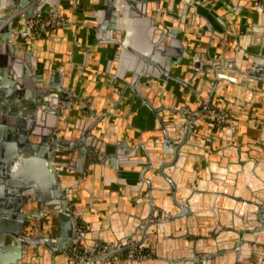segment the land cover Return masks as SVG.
I'll return each instance as SVG.
<instances>
[{
  "label": "crops",
  "instance_id": "1",
  "mask_svg": "<svg viewBox=\"0 0 264 264\" xmlns=\"http://www.w3.org/2000/svg\"><path fill=\"white\" fill-rule=\"evenodd\" d=\"M64 9L65 26L31 38L21 49L31 60L27 65L44 73L43 85L62 72L83 91L82 100L90 99L88 108L75 104L62 126L66 138L84 136L85 157L79 161L78 149L61 150L64 182L90 227L87 241L127 242L139 217L163 207L183 215L148 229L142 241L151 256L144 263L131 261L127 244L113 264H264V80L248 71L264 47L257 0H141L124 16L113 8L108 12L103 0H68ZM160 22L175 30L184 51L217 55L226 65L215 93L220 106H214L226 112L224 128L217 131L203 114L176 161L164 151V141L181 116L200 106L196 93L202 82L193 79L183 57L165 56L172 36ZM143 64L151 72L134 84ZM8 77L9 65L1 62L0 82ZM19 115L7 113L0 123V157L11 154L26 133L34 138L42 131L39 122L28 127ZM7 180L3 170L5 194L18 187ZM20 192L32 194L23 186ZM0 209L10 211L2 221L13 229L26 214L5 203ZM36 217L53 238L60 225L56 210L40 209ZM134 235L133 245L140 240ZM51 253L41 255L44 264H69ZM32 257L4 264H26Z\"/></svg>",
  "mask_w": 264,
  "mask_h": 264
},
{
  "label": "water",
  "instance_id": "2",
  "mask_svg": "<svg viewBox=\"0 0 264 264\" xmlns=\"http://www.w3.org/2000/svg\"><path fill=\"white\" fill-rule=\"evenodd\" d=\"M67 1L12 0L9 4L0 1V63L9 65L10 77L0 82V123L7 118V113L11 116H17L20 111L22 114L19 115V119L23 122L28 120L26 123L28 127H30V121H37L42 125V131L38 136H34V138L30 136L29 138L25 132L27 137H23L24 140L13 147L12 153L0 157V173L3 170L7 171L8 184L18 186L10 188L5 194L2 189L3 185H0V204L5 203L9 208L26 210V214L19 216L21 220L19 219L18 223L21 221V224L19 226L16 224V228L13 229V227L5 226L2 221L10 215V211L0 209V264L6 263L9 261L8 259L14 261L27 260L33 254L32 261L30 259L26 264H44L41 255L52 254V251L64 258L69 264H106L108 258L121 254L124 249L114 250L105 255H97L96 252L99 248L109 245L114 246V248L118 246L123 248L127 244H132L130 245L131 249H134V246H139L146 250L142 237L152 225H156L167 218L183 215L165 211L162 207V212H149L146 216L139 217V221L132 232L136 233V237L140 240L138 239L139 241L134 246L133 237L135 235L132 233L128 234L130 237L127 242L113 239L98 245L95 242L87 241L90 227L77 207V202L73 201L69 195V189L64 182L67 171L66 162L61 156V150L73 151L78 149L79 161L85 157L82 149L84 136L77 139L66 138L64 137L66 132H63L62 127L67 116L76 111L77 105L75 104L80 103L82 107L88 108V105L82 100L85 94L83 91L79 92L72 83L70 84V81L65 80L62 72L59 73L56 82L43 85L44 73H37L34 66L31 68L27 65L31 63V60L22 55L21 49L24 45H28L31 39L22 36L20 33L24 21L39 13L44 15L58 13L65 16L67 13L64 5ZM103 1L108 7V12L113 8L116 14L124 16V13L133 4H139L141 0ZM257 3L260 8L258 0ZM159 24H162L164 30L172 36L168 42L165 56H169L172 61L183 57L192 66L193 79L199 78L201 80V88L196 93L200 105L208 102L213 108L220 106L215 102V93L217 82L221 76L220 72L224 70L226 65L218 59L217 55L198 53L197 49L190 48L184 51L185 44L180 38H177L175 30H170L161 22ZM176 28V31L179 30L178 26ZM121 53L123 55V51ZM35 65L38 66V63L35 62ZM248 71L254 77L264 80V47L253 58ZM149 72L151 71L147 70L143 64L139 70L137 69L133 83L135 84V81L142 74ZM74 97L77 98V101L71 104L70 100ZM192 107L187 114L181 116V119L175 124L172 135H166L164 141V151L168 154H175V159H173L175 161L182 152L184 144L188 142L191 127L203 117V114L197 111L198 104ZM34 112L38 114L36 115ZM0 127H2L1 124ZM223 128H217V131ZM214 139L213 132L207 135L208 141L213 142ZM12 166L16 168L14 172ZM164 166L162 164L161 170ZM19 171H22L23 174H20ZM168 179L171 178L168 177ZM22 186L31 191L32 194H25L21 197ZM46 207L55 209L60 218V225L54 230L53 238L49 235V231L44 230L36 219L40 209ZM153 217L157 219L151 221ZM8 240L10 244L15 246H4L3 243ZM3 250L10 251L11 254H3ZM129 257L131 261L145 262L134 259V254Z\"/></svg>",
  "mask_w": 264,
  "mask_h": 264
},
{
  "label": "built area",
  "instance_id": "3",
  "mask_svg": "<svg viewBox=\"0 0 264 264\" xmlns=\"http://www.w3.org/2000/svg\"><path fill=\"white\" fill-rule=\"evenodd\" d=\"M260 8L262 12L264 13V0H258ZM67 23V19L65 16H62L58 13H52L49 15L44 14H37L28 17L22 26V29L20 31L21 35L24 37H40L45 32L55 29H60L63 26H65ZM85 104H88L90 102V99L83 100ZM75 100L73 98L70 100L71 104H74ZM197 111L202 114L210 115L213 119L214 127L221 128L223 127L227 122V116L226 112L222 108H213L210 106L208 102L202 103L198 108ZM114 246L109 245L107 247H103L100 250L96 252L97 255H105L113 250H115ZM151 255L148 251L137 248L134 251V257L138 260H145L149 258ZM116 258H108L106 261V264H112L113 261Z\"/></svg>",
  "mask_w": 264,
  "mask_h": 264
},
{
  "label": "flooded vegetation",
  "instance_id": "4",
  "mask_svg": "<svg viewBox=\"0 0 264 264\" xmlns=\"http://www.w3.org/2000/svg\"><path fill=\"white\" fill-rule=\"evenodd\" d=\"M88 105H90L89 103H88ZM205 114V113H204ZM207 115V114H206ZM210 116V115H209ZM211 117V116H210ZM212 118V117H211ZM213 120V119H212ZM157 218H152L151 219V221H155ZM134 246V245H133ZM127 245L126 246H123V248L122 247H120V246H118L115 250L116 251H119V250H122V249H124V252L126 251V249H127ZM137 248H140V249H143V248H141V247H139V246H134V249H132V254H134V251H135V249H137ZM144 250V249H143ZM114 251V250H113ZM134 259H136V258H134ZM138 260V259H137Z\"/></svg>",
  "mask_w": 264,
  "mask_h": 264
}]
</instances>
